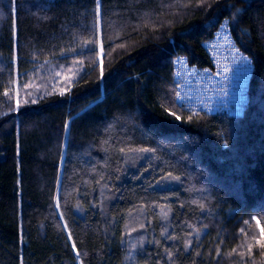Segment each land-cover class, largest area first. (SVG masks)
I'll use <instances>...</instances> for the list:
<instances>
[{"label":"trees","instance_id":"1","mask_svg":"<svg viewBox=\"0 0 264 264\" xmlns=\"http://www.w3.org/2000/svg\"><path fill=\"white\" fill-rule=\"evenodd\" d=\"M97 8L0 0V264H264V0ZM226 21L247 104L191 112L173 63Z\"/></svg>","mask_w":264,"mask_h":264},{"label":"built area","instance_id":"2","mask_svg":"<svg viewBox=\"0 0 264 264\" xmlns=\"http://www.w3.org/2000/svg\"><path fill=\"white\" fill-rule=\"evenodd\" d=\"M203 45L209 66L192 65L185 56L177 57L173 63L178 104L194 113L242 115L253 66L234 43L230 22H224Z\"/></svg>","mask_w":264,"mask_h":264},{"label":"rangeland","instance_id":"3","mask_svg":"<svg viewBox=\"0 0 264 264\" xmlns=\"http://www.w3.org/2000/svg\"><path fill=\"white\" fill-rule=\"evenodd\" d=\"M52 81H53V79H51L50 81L47 80L46 82L40 80L39 83L36 82V83L33 84L31 87H32V89H36V87H40V85H47V84H50V82H52ZM63 82H67V81H63Z\"/></svg>","mask_w":264,"mask_h":264},{"label":"snow or ice","instance_id":"4","mask_svg":"<svg viewBox=\"0 0 264 264\" xmlns=\"http://www.w3.org/2000/svg\"><path fill=\"white\" fill-rule=\"evenodd\" d=\"M97 5H98V8H97V11L99 10V0H97ZM177 119H179V117H177ZM67 127V125H66Z\"/></svg>","mask_w":264,"mask_h":264}]
</instances>
